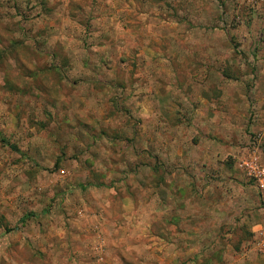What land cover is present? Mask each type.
Here are the masks:
<instances>
[{
    "label": "rangeland",
    "instance_id": "1",
    "mask_svg": "<svg viewBox=\"0 0 264 264\" xmlns=\"http://www.w3.org/2000/svg\"><path fill=\"white\" fill-rule=\"evenodd\" d=\"M185 1L0 0V264H264V6Z\"/></svg>",
    "mask_w": 264,
    "mask_h": 264
},
{
    "label": "built area",
    "instance_id": "2",
    "mask_svg": "<svg viewBox=\"0 0 264 264\" xmlns=\"http://www.w3.org/2000/svg\"><path fill=\"white\" fill-rule=\"evenodd\" d=\"M245 5L252 10H259L264 6V0H243ZM239 168L251 182L264 200V166L259 164L256 157L242 161ZM253 246L257 254L264 259V224H259L253 231Z\"/></svg>",
    "mask_w": 264,
    "mask_h": 264
},
{
    "label": "crops",
    "instance_id": "3",
    "mask_svg": "<svg viewBox=\"0 0 264 264\" xmlns=\"http://www.w3.org/2000/svg\"><path fill=\"white\" fill-rule=\"evenodd\" d=\"M169 4H170V7L172 8L173 7V9L172 10H169V15H171V14H175L176 12H179L180 14L183 12L185 15V17L187 18V17H189L190 15L189 14H191V13H193V10H192V8L190 7L192 4H191V0H186L185 1V3H184V7L186 8V7H190V8H186V11H181V10H178L177 9V0H169ZM159 11H160V9H158ZM160 14V13H159ZM158 14V15H159ZM188 21H189V19L188 20H185V23L183 24V26H182V24H179L176 20H172L171 19V17H170V19L169 20H158V23L160 24L159 25V27H164V26H175V27H184V28H187V27H189L188 26Z\"/></svg>",
    "mask_w": 264,
    "mask_h": 264
}]
</instances>
